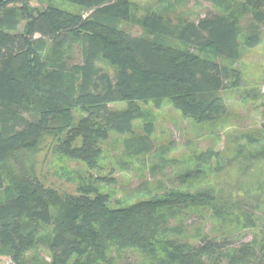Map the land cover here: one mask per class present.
I'll return each mask as SVG.
<instances>
[{"label": "trees", "instance_id": "16d2710c", "mask_svg": "<svg viewBox=\"0 0 264 264\" xmlns=\"http://www.w3.org/2000/svg\"><path fill=\"white\" fill-rule=\"evenodd\" d=\"M60 1L90 14L52 5L41 10L30 0L0 4L1 260L264 264V235L235 245L234 234L218 237L188 224L202 222L204 212L225 226L238 227L242 218L247 228L253 226L264 206V183L250 182L255 165L264 162L262 139L250 138L236 150L234 160L244 170L239 198L228 185L217 197L185 191L192 173L183 171L140 184L132 190L133 202L103 192L116 182L111 175L90 176L74 194L60 195L44 185L31 161L50 139L47 147L54 152L97 170L104 145L118 134L126 136L128 158L159 160L151 169L156 178L170 164L169 148H157L152 140L154 123H143L135 133L143 106L160 109L167 101L198 124L221 119L222 93L243 83L230 63L262 43L264 0H203L214 10L195 21L173 20L160 8L138 17L131 0ZM123 24L144 34L134 35Z\"/></svg>", "mask_w": 264, "mask_h": 264}, {"label": "rangeland", "instance_id": "374dc122", "mask_svg": "<svg viewBox=\"0 0 264 264\" xmlns=\"http://www.w3.org/2000/svg\"><path fill=\"white\" fill-rule=\"evenodd\" d=\"M131 1L138 8V17L142 16L148 8H160L173 20L181 18L195 21L214 10L208 2L203 0ZM30 4L41 10L52 5L74 13L81 12L85 16L90 14L84 9L60 0H30ZM122 27L134 35L144 34V31L136 25L123 24ZM178 46L185 48L184 45ZM201 54L213 60H220L211 52ZM230 64L241 71L243 83L236 90L222 93L226 103V113L214 123L198 124L173 109L167 101L163 102L160 109L153 104L143 106L144 117L137 123L135 133L138 135L141 133L143 123H154L156 131L152 140L157 148H169L167 158L170 164L164 168V171L159 172L156 178L152 176L151 169L159 164V160L128 158L122 148V141L126 136L118 134L112 135L104 145L97 170H91L83 162L68 159L54 152L47 147L52 142L48 139L47 146L31 157L38 177L46 187L56 190L61 195L74 194L79 184L89 180L90 176L111 175L116 182L107 188L103 187V192L110 194L117 201L127 203L126 201H135L132 190L140 184L152 182L153 179H166L183 171L192 173V179L183 189L185 191L213 192V196L217 197L228 185L238 198L242 197L239 196L238 181L243 178L244 170L242 165L234 160L236 150L240 145H245L250 138L262 139L264 144V29L262 43L255 49L243 50L241 59ZM199 155L203 156L198 158ZM210 156L207 162L201 160H206ZM254 173L256 176L250 178V182L264 183L263 161L255 165ZM199 219L202 222L193 219L189 220L188 224H195L198 227L203 225V232L218 237L234 234L231 240L235 242V245L249 243L254 237L260 239L264 235V206L256 211L253 226L248 228L244 224V218L241 219L242 223L238 227L237 224L230 227L214 218L209 219V214L204 215V212ZM42 257L50 261L48 253L42 252ZM132 258L141 262L139 256ZM0 264L13 263L9 259L1 260L0 258Z\"/></svg>", "mask_w": 264, "mask_h": 264}, {"label": "water", "instance_id": "95a60500", "mask_svg": "<svg viewBox=\"0 0 264 264\" xmlns=\"http://www.w3.org/2000/svg\"><path fill=\"white\" fill-rule=\"evenodd\" d=\"M4 1H7V0H0V4H1L2 2H4Z\"/></svg>", "mask_w": 264, "mask_h": 264}]
</instances>
